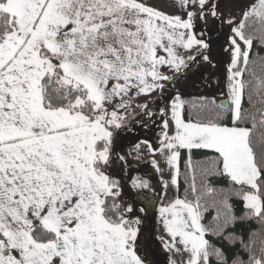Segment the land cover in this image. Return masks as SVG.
I'll use <instances>...</instances> for the list:
<instances>
[{"label":"snow or ice","instance_id":"obj_1","mask_svg":"<svg viewBox=\"0 0 264 264\" xmlns=\"http://www.w3.org/2000/svg\"><path fill=\"white\" fill-rule=\"evenodd\" d=\"M175 6L0 0V264H146L140 214L156 205L144 190L160 205L163 247L186 253V264H264V65L261 74L250 67L254 41L264 47V0L241 6L239 20L218 0ZM209 18L231 33L227 82L221 96L192 101L178 86L193 65L212 63ZM140 97L141 117H160L159 146L134 147L163 158L159 191L134 175L141 169L121 142ZM181 150L185 196L168 199L181 185ZM193 150L210 155L193 164ZM149 163L163 174L160 161ZM243 220L259 225L247 239L228 231Z\"/></svg>","mask_w":264,"mask_h":264},{"label":"rangeland","instance_id":"obj_2","mask_svg":"<svg viewBox=\"0 0 264 264\" xmlns=\"http://www.w3.org/2000/svg\"><path fill=\"white\" fill-rule=\"evenodd\" d=\"M223 9L227 11L229 8L233 10V14L236 19L240 17V7L252 2V0H218ZM201 26L203 22H201ZM207 29H209L205 39L210 42V59L211 64L204 61H199L198 64L188 72V78L182 80L178 87L181 88L185 97H200L206 96H221L225 91L226 77H227V61L230 56L222 51L224 47H227V38L231 35L229 26L227 24L221 26L219 22H213L209 18ZM243 47V45H242ZM210 85V86H209ZM170 94V93H169ZM155 99V98H154ZM141 110L134 111L131 115L127 116L126 123L130 127L121 133L122 144L124 145L125 153H130L129 160L131 164L140 172L134 173V175L142 176L145 179H150L151 182L157 185V191H159L158 182L163 179H168L167 168H164L163 158L159 153L153 157L147 145L141 143L139 148L134 147L135 144L141 141H150L153 147H158V136L160 133V117L157 115L154 120H148L147 117H141ZM147 121V124H144ZM171 134V132H170ZM134 156H140L141 159H134ZM155 159L160 161L161 167L164 168L163 174L151 173V164L149 161ZM144 173H149L148 176H144ZM148 198L152 199V203L156 205L153 209L152 205H149L148 213H141L145 216V222L141 226V234L139 236V250L138 254L144 258L146 264H186L188 256L184 252H169L163 247V241L159 237L163 236L165 240L168 239L164 229L159 221L158 212L159 204L154 199V193L148 190H144ZM141 200H145V196L139 197ZM163 198V193H161ZM145 202H147L145 200Z\"/></svg>","mask_w":264,"mask_h":264},{"label":"trees","instance_id":"obj_3","mask_svg":"<svg viewBox=\"0 0 264 264\" xmlns=\"http://www.w3.org/2000/svg\"><path fill=\"white\" fill-rule=\"evenodd\" d=\"M261 57H264V47L259 46L258 41H254L253 49L250 53V59L255 60V64H250V67H253L257 74H261V68L262 65H264V62L261 61ZM186 99L195 101L198 97H185ZM206 155H210V153H206L203 150L197 151L193 150L191 153L193 164H199L200 162L204 161V157ZM189 153L186 150H181V185L180 188L177 190H170L167 193L168 199H174L177 195L180 198H183L185 196V183H184V170L187 166L186 162L188 159ZM197 182L199 183V170L197 169ZM214 183L219 188H228L230 186V182L228 181L227 177H216L214 180ZM163 199V198H162ZM230 203L233 208V214L236 217H242L244 215L245 209L243 206V203L239 199V197L233 196L230 200ZM215 215V212H212L208 219H211V216ZM259 225L255 221H238L235 223L234 226H229L228 231L232 232L238 236L242 235L245 239H247L250 230L258 228ZM214 240V242L217 243V246H220V243L218 241H215V238H211ZM229 248L230 252L237 251L238 245L235 247H232L230 245H225ZM241 257L245 260H247V255L243 252L240 253Z\"/></svg>","mask_w":264,"mask_h":264},{"label":"crops","instance_id":"obj_4","mask_svg":"<svg viewBox=\"0 0 264 264\" xmlns=\"http://www.w3.org/2000/svg\"><path fill=\"white\" fill-rule=\"evenodd\" d=\"M150 3L161 6L162 8H164L165 11L169 13H177L179 11L178 8L175 6V0H150ZM150 98L154 99L155 93ZM144 99V97H140L138 99H134L131 102V106L129 107V115H131L134 111L141 110L139 107H136V105L143 103Z\"/></svg>","mask_w":264,"mask_h":264}]
</instances>
